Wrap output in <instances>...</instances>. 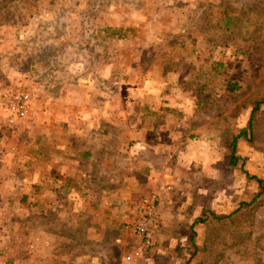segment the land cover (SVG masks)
I'll return each mask as SVG.
<instances>
[{"label":"rangeland","instance_id":"obj_1","mask_svg":"<svg viewBox=\"0 0 264 264\" xmlns=\"http://www.w3.org/2000/svg\"><path fill=\"white\" fill-rule=\"evenodd\" d=\"M216 69L242 76L234 99ZM12 92L30 113L8 124ZM2 96L0 264H264V203L246 206L264 185V104L230 164L264 103V0H0ZM80 138L112 143L115 163H71ZM145 176L170 187L149 249L132 232Z\"/></svg>","mask_w":264,"mask_h":264},{"label":"built area","instance_id":"obj_2","mask_svg":"<svg viewBox=\"0 0 264 264\" xmlns=\"http://www.w3.org/2000/svg\"><path fill=\"white\" fill-rule=\"evenodd\" d=\"M5 96L0 97V99ZM30 97L23 92H12L4 100L3 106L9 112L7 123L12 124L16 117H26L30 113ZM170 191L168 185L157 188L143 195L133 209L132 232L143 249H149L154 244V230L156 227L155 206L160 196Z\"/></svg>","mask_w":264,"mask_h":264},{"label":"trees","instance_id":"obj_3","mask_svg":"<svg viewBox=\"0 0 264 264\" xmlns=\"http://www.w3.org/2000/svg\"><path fill=\"white\" fill-rule=\"evenodd\" d=\"M220 22L223 24L224 28H227L229 25L232 24V18L224 11L222 13V17L220 19ZM106 31H110V35L111 36H115L117 38H119L120 36V30L116 29V30H112V29H106ZM216 67L220 66V63H216L215 64ZM250 72V70L248 71H243V73H247ZM216 75H222V83H221V96L224 99H234V93L236 91H238L240 89L239 86V81L242 79V76H237L234 77L232 75H229L227 72H220L219 70L216 69ZM184 86V85H183ZM190 88H194L192 90V93L194 95L199 96L203 90L202 85L198 86V87H190ZM221 97V98H222ZM264 104L261 101H257L254 100L251 102V109L249 110L248 113V118H247V122H246V126L239 129L238 131V135H236L235 137L232 138V141L230 143V148H231V155H230V164L231 166H234L236 163V159L235 157H233V150H234V144H236L237 140L242 136L244 139L247 136H251L252 135V131H253V125L255 122V115L257 113V111L259 110L260 106ZM245 142L249 143V141H247V139L245 140ZM246 178L247 174H246ZM262 203H264V185H261L259 187V192L256 193L253 198L251 199L250 203H247L246 206L250 207V206H259ZM216 219H223L225 218L224 216H219V217H214ZM196 222L200 223L201 220L197 219ZM194 231L192 229V227L189 228V236H188V244L190 247L195 248V244H194Z\"/></svg>","mask_w":264,"mask_h":264},{"label":"crops","instance_id":"obj_4","mask_svg":"<svg viewBox=\"0 0 264 264\" xmlns=\"http://www.w3.org/2000/svg\"><path fill=\"white\" fill-rule=\"evenodd\" d=\"M142 108H143V105H142ZM75 113H77V114L73 113V115H72V114H69V113H67V114L60 113V115L58 116V121H61L63 123V125H64L67 122V116H71V118H75V117L80 115V112H75ZM101 125H103V124L100 122V125L98 127L103 128L105 126L104 125L103 127H101ZM106 132H107V130H104V129H103V131H100V133H102V134H104ZM148 140H150V139H148ZM81 141H82V139H81ZM81 144H83V141H82V143H79L77 147H75L76 144H75V146L73 145L74 146L73 149L69 150V153L73 154V155H70V158L72 160L71 163L77 161V164H79L78 163L79 161H88L87 163H89V165H92L93 163H97L98 164L100 162H102V164H109V163H112V161L116 160L115 158L117 157V154L113 150L112 143H110L108 145V143H105L104 141L103 142L101 141L100 143H97L96 145L93 144V143H85L86 146L85 145H81ZM87 145H89V146H87ZM76 148H77L78 151L76 150ZM111 149H112L111 152L115 153L113 159L110 158V154L111 153H109V151ZM106 150H108V151H106ZM73 151L75 152V154H74ZM104 151H106V152H104ZM57 160H58L57 163H56L57 165L64 166V164L62 165V160L61 159H57ZM71 163H69V164H71ZM114 163H115V161H114ZM66 165L69 166L68 164H66ZM90 171H91V174H92V170H90ZM150 171H152V170H150ZM83 173H84L83 171L77 169L74 178L80 177L82 180H84L82 178V176H83L82 174ZM149 177L145 176V178H146L145 179L146 180V184L145 185H146V190H150L149 192H152L159 185H158V183L156 181L152 180L151 177L150 178ZM149 192H147V193H149ZM104 196H108V195H104ZM119 222H121V223L123 222L125 224L124 217H122V221H119ZM115 241L119 242V240H115Z\"/></svg>","mask_w":264,"mask_h":264}]
</instances>
